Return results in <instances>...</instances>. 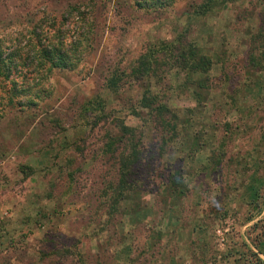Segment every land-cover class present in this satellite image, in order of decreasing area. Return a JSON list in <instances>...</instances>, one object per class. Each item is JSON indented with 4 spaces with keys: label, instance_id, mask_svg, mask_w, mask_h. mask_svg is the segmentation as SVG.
<instances>
[{
    "label": "rangeland",
    "instance_id": "rangeland-1",
    "mask_svg": "<svg viewBox=\"0 0 264 264\" xmlns=\"http://www.w3.org/2000/svg\"><path fill=\"white\" fill-rule=\"evenodd\" d=\"M145 1L0 0V264L258 253L262 219L243 225L264 204V0Z\"/></svg>",
    "mask_w": 264,
    "mask_h": 264
},
{
    "label": "trees",
    "instance_id": "trees-1",
    "mask_svg": "<svg viewBox=\"0 0 264 264\" xmlns=\"http://www.w3.org/2000/svg\"><path fill=\"white\" fill-rule=\"evenodd\" d=\"M144 4H146V7H151L152 10H156V9H160L161 6H163L160 2V0H149V1H145ZM173 42L167 43V44H163V46H161L162 48H164V51H169L170 47L172 46ZM61 45V43H60ZM167 47V48H166ZM56 51V50H55ZM53 53V49L50 50H46V49H40L39 53H38V66L42 67L41 69H45V71L48 70L49 67H61L62 65H59L61 63V60H63L62 58H51ZM182 61L184 62V65L187 66V62H191L189 63V65L186 67L188 68V70H195L196 67L198 66V64H201V66H207V62L205 61H201L200 59H196L194 60H185L182 57ZM44 64H48V65H44ZM146 66L143 67L142 72L141 73H146ZM11 72V67L9 66L8 61L7 62H3L0 61V77H2L3 79H7V76L10 74ZM48 72V71H47ZM116 81V75L111 73L109 78L107 79V85L109 86L108 88H111L114 86ZM15 90H16V85L12 83L11 85V89L9 91L6 92V95L8 96L7 100H9L8 102H11L9 98H13V96L15 95ZM144 93L148 94V88L145 87ZM150 100L149 97H144L142 95V107L146 108L148 106V103H146L145 101ZM148 100V101H149ZM156 109L158 110H162L164 112H166V108L165 107H157ZM122 131L125 129H121ZM137 158V153L136 151L132 150L130 151L128 154H126L120 161L118 170H117V176H118V184L119 185H126V182L128 181V177H129V171H130V166L132 164H134L135 160Z\"/></svg>",
    "mask_w": 264,
    "mask_h": 264
},
{
    "label": "crops",
    "instance_id": "crops-1",
    "mask_svg": "<svg viewBox=\"0 0 264 264\" xmlns=\"http://www.w3.org/2000/svg\"><path fill=\"white\" fill-rule=\"evenodd\" d=\"M259 219L260 220L262 219V221H261V223H262V234L257 237V240H259V242H261V244H257V242H256L255 247L257 248L258 253L252 248L249 249L250 253H248V254L249 255L251 254V255L249 257L246 255L244 256V264H253V262H255V264H264V204H263V207L261 209L260 214L257 217H254V218L252 217L248 222H246L243 225V228H248L249 226H252ZM239 237L242 238V236H240V235H239ZM244 238H245V241H247V238H250L252 240L253 237H252V234L249 233ZM253 254H255V255H253ZM218 256H219L218 257L219 259H222L223 264H225L226 259H228V264H236L235 262L232 261L231 256H226L224 254H220ZM253 257H254V260H253ZM218 264H221V261L218 262Z\"/></svg>",
    "mask_w": 264,
    "mask_h": 264
}]
</instances>
